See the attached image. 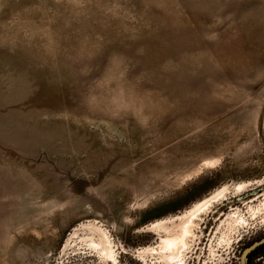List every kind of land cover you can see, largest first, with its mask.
I'll use <instances>...</instances> for the list:
<instances>
[{
	"label": "rangeland",
	"instance_id": "obj_1",
	"mask_svg": "<svg viewBox=\"0 0 264 264\" xmlns=\"http://www.w3.org/2000/svg\"><path fill=\"white\" fill-rule=\"evenodd\" d=\"M207 199L183 264H244L264 0H0V264H173Z\"/></svg>",
	"mask_w": 264,
	"mask_h": 264
},
{
	"label": "bare ground",
	"instance_id": "obj_2",
	"mask_svg": "<svg viewBox=\"0 0 264 264\" xmlns=\"http://www.w3.org/2000/svg\"><path fill=\"white\" fill-rule=\"evenodd\" d=\"M210 200L212 199H207L199 205H195L193 208H191L188 212V222L186 225H184L183 231L181 232L182 234L178 238H169L165 240L163 247L160 249L165 252H171V255H167V259L170 261H173V264H183V259H182V252L185 249L187 243H186V237L189 234L188 227L191 224V221L193 217L198 215L199 211L204 210L205 207H208L207 205L209 204ZM198 213V214H197ZM94 245L97 247L98 244L94 243ZM176 250V252L173 254L172 252ZM111 253V252H110Z\"/></svg>",
	"mask_w": 264,
	"mask_h": 264
},
{
	"label": "water",
	"instance_id": "obj_3",
	"mask_svg": "<svg viewBox=\"0 0 264 264\" xmlns=\"http://www.w3.org/2000/svg\"><path fill=\"white\" fill-rule=\"evenodd\" d=\"M263 243H264V238L252 243L251 245L247 246L244 249L243 254H242V260H243L244 264H249L248 263L249 252L252 251L253 249H255L257 246L263 244Z\"/></svg>",
	"mask_w": 264,
	"mask_h": 264
},
{
	"label": "flooded vegetation",
	"instance_id": "obj_4",
	"mask_svg": "<svg viewBox=\"0 0 264 264\" xmlns=\"http://www.w3.org/2000/svg\"><path fill=\"white\" fill-rule=\"evenodd\" d=\"M261 237L259 236L258 238H257V240H259ZM255 249H257L256 251H260V250H264V243L263 244H261V245H259V246H257ZM254 249V250H255ZM254 250H252V251H254ZM252 251L250 252V253H252ZM250 253L248 254L249 256H248V263L249 264H253V263H250V261L249 260H251V255H250ZM258 253V252H257ZM244 263V262H243Z\"/></svg>",
	"mask_w": 264,
	"mask_h": 264
},
{
	"label": "trees",
	"instance_id": "obj_5",
	"mask_svg": "<svg viewBox=\"0 0 264 264\" xmlns=\"http://www.w3.org/2000/svg\"><path fill=\"white\" fill-rule=\"evenodd\" d=\"M253 252V251H252Z\"/></svg>",
	"mask_w": 264,
	"mask_h": 264
}]
</instances>
